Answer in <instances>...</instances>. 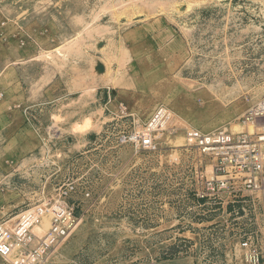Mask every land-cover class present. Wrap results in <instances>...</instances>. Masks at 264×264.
<instances>
[{"label":"rangeland","instance_id":"obj_1","mask_svg":"<svg viewBox=\"0 0 264 264\" xmlns=\"http://www.w3.org/2000/svg\"><path fill=\"white\" fill-rule=\"evenodd\" d=\"M248 21H264V0H0V38L11 48L36 51V61L53 72L74 78L93 74L98 63L107 72L113 64L115 74H104L105 85L123 92L130 117L104 130H140L158 107L171 113L157 134L159 151L151 154L115 142L71 156L66 148L72 139L52 145L42 135L39 149L28 153L26 141L0 132V222L73 182L76 193L67 202L76 206L78 222L42 264H174L187 242L200 244L205 259L211 258V244L236 246L238 253L244 241L264 247V192L223 206L197 203L192 193L198 157L185 139L187 130L260 131L243 124L242 116L264 96V68L255 73L252 47L224 46V31L244 29L242 38L226 41H247L256 28L236 25ZM161 28L162 39L151 40L152 30ZM258 52L264 57V46ZM215 58L229 74L211 75ZM95 109L89 105L87 121L78 125L80 106L73 97L42 114V129L55 135L95 130ZM113 146L120 151L112 166ZM200 162L210 178L212 163ZM48 227L45 216L34 233L40 237ZM187 231L194 236L182 235ZM21 252L0 257V264H15Z\"/></svg>","mask_w":264,"mask_h":264},{"label":"crops","instance_id":"obj_2","mask_svg":"<svg viewBox=\"0 0 264 264\" xmlns=\"http://www.w3.org/2000/svg\"><path fill=\"white\" fill-rule=\"evenodd\" d=\"M161 19L156 20L159 23L157 25L161 26ZM33 26H37L34 31H37V36L35 37L38 38L40 26L34 20ZM236 26L241 28L255 27L256 29L252 31L253 34L250 36H245V39L247 38L246 42L235 41L228 43L226 41L228 38L230 39L234 36L242 38L245 32L244 29H236L230 32L224 31L225 49L233 51L244 49L245 47L248 48L249 46L252 47L256 54L254 68L255 73H257L258 69L262 70L264 68V57L262 55L258 57V51L262 50L264 46V34L262 33L264 21H255L254 23L248 21ZM164 31V28L152 30L153 35L151 40L155 42L161 40ZM215 33L217 34L219 31ZM170 36L164 39L165 43L172 40L173 35ZM44 37L49 41L53 39L49 35H44ZM21 42L23 43V41ZM23 46L17 49L11 48L8 44V39L0 38V92L3 94V97L0 99L1 136L5 138L15 137L21 141L22 145L26 141L27 147H30V150H27L28 153H33L39 149L41 135L43 139H50L48 143L52 145L61 144L63 141H68L69 138L72 139V143L70 145L67 143L68 146L66 148V151L71 156L82 150H85L83 153L88 154L91 151L104 147V145H113L116 136L121 132L104 130L106 124L108 123L116 127L119 123H122L123 118L130 117V115L125 114L127 102L123 99V92H116L113 87L105 85V82L108 80L107 76L110 74L108 76L110 78L115 74L113 72V64L108 72L105 66L98 63L96 66L102 65L104 68L102 73L94 71L93 74H89V77L88 71H86L72 78L69 75H60L53 72L49 64L36 61L37 52L24 50ZM226 65L225 63L223 67L219 66L215 58L213 65H211V75L214 78L217 75L226 76L229 74L226 70ZM105 73L107 76L104 75ZM223 89H226V87L223 86ZM73 97L79 102L80 106L78 120V125L80 126H83L84 122L88 119L89 105L95 106L96 116L91 117V125L96 129L87 132H77V134L60 132L58 130L55 131L56 135L51 133V131H48V134L45 133V130L42 129L45 123L41 120L42 114L49 112L53 106L66 105ZM130 125L132 126L133 124L129 122L128 126L130 127ZM255 128L259 129L256 126ZM111 150H114L111 151V165L113 166L118 164V159H114V155H116L115 158H118L120 150L116 146H113ZM20 152L23 153L22 146L19 150ZM257 194L259 193H245L243 197L244 202L250 200L249 198L253 200L257 197ZM216 219L214 215H211V223ZM182 235L194 236L192 231L183 232ZM187 243L185 255L174 259V264H248L245 261L247 250L241 248V246L242 251L239 250L240 252L238 253L236 246L232 248L231 245L226 246L225 243L211 244V258L205 259L201 257L203 247L200 244L196 242ZM258 247L264 253V247ZM149 264L159 263L150 262ZM258 264H264V255Z\"/></svg>","mask_w":264,"mask_h":264},{"label":"built area","instance_id":"obj_3","mask_svg":"<svg viewBox=\"0 0 264 264\" xmlns=\"http://www.w3.org/2000/svg\"><path fill=\"white\" fill-rule=\"evenodd\" d=\"M3 94L0 92V99ZM170 111L158 107L140 130L121 132L115 142L130 144L141 153H157V134L169 122ZM243 124L259 127V132L230 134L225 130L202 133L187 130L186 148L198 157L193 168V199L199 203L228 205L244 197L245 193L264 192V96L242 116ZM200 160L212 163L209 178ZM76 193L73 182L57 189L54 198L20 211L13 219L0 222V257L7 258L21 250L15 264H42L44 258L60 244L77 224L76 206L67 200ZM89 193H85L88 197ZM49 217L46 232L37 237L34 229ZM246 249L245 261L258 264L264 253L253 241L240 244Z\"/></svg>","mask_w":264,"mask_h":264},{"label":"water","instance_id":"obj_4","mask_svg":"<svg viewBox=\"0 0 264 264\" xmlns=\"http://www.w3.org/2000/svg\"><path fill=\"white\" fill-rule=\"evenodd\" d=\"M96 71L97 72H100V73H102L103 72V70H104V68H103V66L102 65H98V66H96Z\"/></svg>","mask_w":264,"mask_h":264}]
</instances>
